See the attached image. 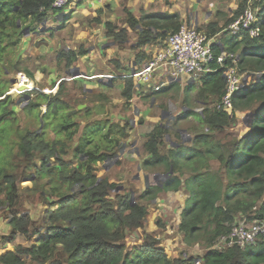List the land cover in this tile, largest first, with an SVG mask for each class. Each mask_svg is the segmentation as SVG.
<instances>
[{"label": "trees", "instance_id": "trees-1", "mask_svg": "<svg viewBox=\"0 0 264 264\" xmlns=\"http://www.w3.org/2000/svg\"><path fill=\"white\" fill-rule=\"evenodd\" d=\"M52 3L0 0V208L6 210L11 226L10 235L2 241L12 243L18 234L38 239L30 247L20 245L0 255V264H195V258L170 259L161 241L151 236H146L134 253L127 251L126 231L142 229L149 210L139 203L131 205L132 192L116 193V183L98 176V165L113 160L129 139L133 125L128 119L122 123L110 116L92 119L96 108H75L62 98L64 88L60 84L55 96L35 89L26 91L32 100L25 114L37 127H22L18 104L9 93L18 74L22 85L33 83L20 56L24 31L32 32L36 24L51 15ZM245 7L243 0L226 26ZM256 7L261 27L258 39L223 35L225 51L233 55L240 51L237 63L226 61L225 66H235L241 74L262 73L260 81L251 82L233 95V113L218 110L215 104L225 96L227 83L224 69L214 64L215 71L205 76L197 88L196 100L207 108L197 115L191 145L180 143L181 135L176 132L178 141L161 154L160 146L172 135L164 126L156 125L143 146L147 157L142 164L144 170L162 168L166 174L172 170L173 175L162 187L151 185L139 200L151 202L163 193L185 187L188 198L180 215L179 231L188 248L201 243L206 246L202 264H264V240L245 248L215 247L240 220L264 222V0ZM126 23L130 29L140 31L138 48L164 39L183 25L179 14L168 13L143 14L137 19L127 12ZM213 28L211 25L212 33L225 30ZM107 33L123 47L128 42L126 29L117 31L107 24ZM220 52L215 49V54ZM85 55V49L62 50L57 63L71 68ZM134 89L133 78H127L122 93L125 106L132 101ZM97 109L98 114L104 113L102 106ZM237 110H254L251 128L240 137L219 139L217 134L231 127ZM80 119L86 120L83 128ZM69 150L73 151L72 159L67 160ZM213 161L218 162L217 169L212 168ZM26 181L34 188H23ZM31 192L38 195L41 204L49 206L42 231L30 214L20 212Z\"/></svg>", "mask_w": 264, "mask_h": 264}, {"label": "rangeland", "instance_id": "rangeland-1", "mask_svg": "<svg viewBox=\"0 0 264 264\" xmlns=\"http://www.w3.org/2000/svg\"><path fill=\"white\" fill-rule=\"evenodd\" d=\"M165 1L167 5L173 6L177 3V0H160ZM198 1L199 8L202 13V18L205 20V26L198 27L196 22L194 21V14H192V10H190L189 17L187 18L184 23L185 24H192L196 26L199 30H208L211 25H218L222 24L223 20L226 19L225 16L228 15L229 4H231L233 0H195ZM188 5V3H187ZM236 5V3H235ZM237 8V5H236ZM41 24H36L35 30H37ZM34 30V31H35ZM211 35H215L211 33ZM80 49H85L84 46H77L74 51H79ZM67 51L68 49H63ZM59 54V53H58ZM58 56V55H57ZM57 56L55 61L57 62ZM23 60V59H22ZM24 62V61H23ZM76 64V63H75ZM74 64V65H75ZM73 65V66H74ZM23 67H26L28 70H32L33 65H31V61H25L23 63ZM50 69L56 73L52 78L58 76V78H66L68 76H72L73 67L67 68L65 64H60L57 66H51ZM46 71V70H45ZM21 74V73H20ZM19 75V74H18ZM18 75L15 78L14 87L24 86L20 83ZM253 73L248 74L246 76L252 77ZM33 78V76H32ZM34 80V79H33ZM35 81V80H34ZM157 85V80H154L151 85ZM167 84V83H166ZM184 86L188 85V82H184ZM55 82L53 84H49L43 80H39L36 84V81L33 85L31 83L29 85L30 90H40L41 92H49L55 86ZM154 85V87H155ZM146 86V85H143ZM184 86L181 84L179 87L176 85L168 92H163L158 95L157 100L153 104V109H145L142 114L143 116H136L134 110L131 108L132 106H125V102L123 104H115L112 103V100L115 96L107 95V94H95L93 91L83 93L76 84H72L69 82H63V94L62 98L67 100L74 106L78 108L80 106H88V108L95 109V114L92 119H100L102 117H108L113 119V121H117L118 123L123 122L122 115H125L126 120L130 119L129 121L133 125V129L130 133V137L125 142V146L118 151V155L120 152L122 154L116 159L110 160L105 163L107 169L101 166L98 170V176L100 178H107L110 182L116 183L119 187L120 191H117L118 194H123L124 192H132L134 194V201L135 203H139L143 206H146L149 210V216L144 223V227L139 230L133 231H126L127 239V251L134 253L135 250L140 249L144 244V240L146 236H151L153 238H157L161 241V246L165 250V253L170 259H181V260H189L190 258H195V264H202V257L206 253V246L203 243L195 245L194 247L188 248L185 246L183 241V235L179 231V219H180V208L182 204V200L186 197L185 194H182L181 191L179 193L174 192L173 194L163 193L159 195L156 200L151 202L139 200L140 194H142L144 182L140 178L141 175H144L146 172L149 174V182L151 185H158L164 183L161 179L155 180L154 176L156 174L165 175L166 173L162 168L159 169H151V170H144L142 168L143 161L146 157L144 153V142L146 141L147 133L150 132L154 125L162 124L165 128L170 130L171 133H179L182 136V139L179 140L180 143L185 142V145H191L192 133H194L197 126V116L198 114L202 113L203 109L207 108V105H204L201 102L192 100V107L191 110H194L196 115L188 116L187 115V108L183 104V88ZM193 86L197 89L200 86V83H195ZM145 87H142L141 91L144 90ZM12 89V90H13ZM150 89V88H149ZM58 91V90H57ZM150 90H147L145 93L142 92L141 95L137 96L140 97L141 101H135L136 104L140 106L144 104V107L152 106L150 103V99L146 97L149 96ZM195 90L192 88L188 91L185 96L192 98L195 96ZM57 93V92H56ZM55 93V95H56ZM24 94H27L26 91L20 94L22 97ZM194 94V95H193ZM28 95V94H27ZM52 94V96H55ZM145 95V96H143ZM30 96V95H29ZM102 97V98H99ZM16 100H20L17 98ZM32 100V96H30V100L27 102H18V114L22 119V127L29 128V129H36V123L31 121V119L27 118L25 114V109L28 107L30 101ZM191 100V99H190ZM114 101V100H113ZM104 106H103V105ZM106 104V105H105ZM104 107V113L98 114L97 107ZM87 108V107H85ZM85 108L82 107L81 110ZM43 113L46 111V107L43 106L42 108ZM256 109V108H255ZM254 109V110H255ZM155 110V112H154ZM253 110V111H254ZM253 111H236V119L232 123L231 127L226 128L224 133H218L217 136L219 139L224 140V138L230 140L231 137H240L244 135L247 130L249 129V124L251 123V117L253 115ZM233 113V112H232ZM111 114H114L115 117H111ZM148 115V119L145 118ZM184 115V117H183ZM82 120V121H81ZM79 121V120H78ZM82 128L86 122V120L80 119ZM81 128V129H82ZM53 136V135H52ZM79 135L75 138L73 146L76 145L78 141ZM171 141L177 142V139H172ZM225 141V140H224ZM167 142V143H166ZM164 144L163 151L167 150V145L169 141L166 140ZM172 147V145H171ZM72 150L67 152L66 159H72ZM74 165L76 162L73 160ZM138 168H141V175L138 171ZM106 172L104 175H102ZM102 175V176H101ZM116 176V177H115ZM139 176V178H137ZM43 184V181L41 182ZM23 188L32 187L34 186L26 181L23 184ZM150 185V186H151ZM28 202L25 204V207L20 210L22 214H30L32 219L36 221L37 226H39L40 231L42 228L46 226V214L49 209V206H44L41 204L40 200L38 199V195L35 193H28ZM2 211V217L0 218V235L2 236H9L11 233V226L7 224L9 220L5 215V209L0 208ZM8 215V214H7ZM165 219L167 221H165ZM37 236L32 235L31 239L26 238L24 235H17L14 238L13 244H18L24 247H30L33 244L37 243ZM10 248V247H7ZM2 251L8 250L5 249L4 244L0 247Z\"/></svg>", "mask_w": 264, "mask_h": 264}, {"label": "crops", "instance_id": "crops-1", "mask_svg": "<svg viewBox=\"0 0 264 264\" xmlns=\"http://www.w3.org/2000/svg\"><path fill=\"white\" fill-rule=\"evenodd\" d=\"M242 2L243 0H233L231 4H234V6L229 4L228 15L225 16V18H227L222 19L223 23L221 25H215L213 29L215 30L216 28L223 27L226 29L230 24H232L233 22L226 26L229 20L235 18L236 10ZM190 10H192L191 13L194 14V21L196 22V25L198 27L205 26L206 22L202 18L203 15L199 8L198 1L195 0H177V3L173 6H169L165 1L160 0H81L76 5L68 7L58 15L47 16L41 23V27L35 31L33 30L30 32L28 37L24 38L20 56L24 62L31 61V65H33L32 70H29L33 76V78H29L33 82V85L35 81L37 84L39 80H43L50 85L55 82L56 85L52 91L48 92L53 95L57 92L60 84H63V82L66 81L76 84V86L79 87L83 93L93 91L95 94L116 95L115 98L112 97L114 100H112V103H114V105L123 104L125 99L123 98L122 93L126 86V79L131 77L133 78L135 89L133 99L129 106H132L131 108L134 110L136 116H143L142 112L145 109H153V104L157 100L158 95L163 92L170 91L176 85L179 87L181 84L183 86L185 84H183L184 82H177V80H175L173 82L163 84V86L157 90L156 88L162 84L161 79L168 71L166 66H161L155 72L151 81L147 84H143L146 86L138 83V73L142 71L147 63L160 52L169 34H167L164 39H158L151 44L138 48V34L140 31L138 29L132 30L128 27L126 23L127 12L131 13L137 19H139L143 14H179L183 24H185L184 21L187 18H190ZM107 24L112 25L117 31L122 29L127 30L128 42L124 47L121 46L120 43H117L114 38L108 36ZM202 32L206 33L210 37V44L214 52L215 49H220V54H230L225 51L227 47L224 43V35L222 34L223 31L213 33L215 35H211L212 31L208 28L207 31L202 30ZM80 45L84 46L86 55L81 57L73 66L72 76L58 79V76H55V78H52L56 73H54L50 67L57 66L55 58L58 53L64 48L74 51L75 48ZM132 47H134V49H132ZM239 53L240 51L234 55L237 60L239 59ZM23 74L25 75V73ZM154 80H157V85L154 84L155 87L154 85H151ZM251 82L252 81L249 82V85ZM142 87L145 88L141 91ZM192 88H194V94H196L193 98L192 96L187 98L185 94ZM147 90H150V95L147 96V94L146 97L150 99L152 106L144 107V104L141 106L136 104L135 101H141L140 97L137 98V96L141 95L142 92L145 93ZM183 92V104L188 107L187 112L191 113L188 116L196 115L197 113L190 108L192 107L191 101H197V89L193 85L188 84L184 86ZM82 107L88 108V106H80L79 109L81 110ZM111 117H115L114 114H111ZM125 117V115H122V120L126 119ZM145 118L148 119V115ZM253 120L254 115L251 117L249 129L251 128ZM114 122L117 121L114 120ZM79 123H81L80 120ZM171 135L172 136L169 134L163 145L160 146L161 154L167 153L174 146V141L171 140L177 138L175 133H171ZM166 140L169 141V144L167 145V150L163 151ZM183 144H185V142H183ZM146 158L147 157H145L144 160H146ZM104 165L105 163L103 165H98V169ZM211 166L212 168L217 169L219 164L218 162L213 161L211 162ZM104 168L107 169L106 166L103 167V170ZM105 173L106 172L102 175ZM118 188L116 192L120 191ZM179 191L186 196L188 195L184 186L181 187ZM0 218H3L1 209ZM165 221L167 220L165 219ZM6 223L8 224V222ZM19 235L21 236L22 234H18V236ZM4 237L6 236L0 235V247L4 244L2 241ZM4 246L5 249L8 250L2 251V249H0V255L12 252L20 245H14L12 242L6 243Z\"/></svg>", "mask_w": 264, "mask_h": 264}, {"label": "built area", "instance_id": "built-area-1", "mask_svg": "<svg viewBox=\"0 0 264 264\" xmlns=\"http://www.w3.org/2000/svg\"><path fill=\"white\" fill-rule=\"evenodd\" d=\"M80 1L53 0L50 14L58 15ZM260 2L261 0H246V7L242 13L223 30L222 34L236 37L246 35L252 40L258 39L261 35V27L258 18L259 9L256 4ZM210 43L211 39L206 33L192 24H183L178 31L168 35L160 52L138 73V83L147 84L161 66H166L168 71L161 79L162 84L156 88L157 90L163 84L173 82L183 76L190 77L194 83H200L205 76L215 71L213 65L217 64L224 69L223 76L227 87L225 96L215 104V108L231 114L234 110L232 97L244 87L247 74H241L235 66L226 67V61L236 64L238 60L233 54H215ZM261 76L262 73H253L252 77L249 76L248 84L250 81H258ZM262 240H264V222L243 219L231 228L227 236L220 238L215 247L222 250L233 246L245 248Z\"/></svg>", "mask_w": 264, "mask_h": 264}, {"label": "water", "instance_id": "water-1", "mask_svg": "<svg viewBox=\"0 0 264 264\" xmlns=\"http://www.w3.org/2000/svg\"><path fill=\"white\" fill-rule=\"evenodd\" d=\"M24 35L25 37H28L30 35V31L27 29L24 31ZM248 79H249V76H247L245 79H244V87L247 86L248 84ZM258 81H260V78L258 79ZM177 82H188L189 84L193 85L194 84V81L188 77V76H183L182 78L178 79ZM243 87V88H244ZM29 88L26 87V86H20V87H15L10 93L9 95H11L13 97V99L17 102H27L30 100V96L27 95V94H24L22 97H20V94L21 93H24L25 91H27ZM17 98H20V100H16ZM125 146V143H123L119 150H121L123 147ZM122 154V152H120V155ZM120 155H116L115 158L117 159ZM114 158V159H115ZM110 161V160H109ZM138 171L141 175V168H138ZM173 175V171L171 170L168 174H165V175H160V174H156L154 176V179L155 180H158V179H161L165 182L170 176ZM142 177H140L143 182H144V187H143V191H145L147 188L150 187V182H149V174L146 172L144 175H141ZM137 178H139V176H137ZM158 186L162 187V184H158ZM174 192H168V195L169 194H173ZM176 193H179V192H176ZM188 198V195L182 200V204H181V208H180V212L182 213L184 207H185V202H186V199ZM131 205H135V201H134V194L132 193V197H131ZM181 215V214H180Z\"/></svg>", "mask_w": 264, "mask_h": 264}, {"label": "clouds", "instance_id": "clouds-1", "mask_svg": "<svg viewBox=\"0 0 264 264\" xmlns=\"http://www.w3.org/2000/svg\"><path fill=\"white\" fill-rule=\"evenodd\" d=\"M195 84V83H194ZM249 85V84H248ZM28 90H30V88L28 89Z\"/></svg>", "mask_w": 264, "mask_h": 264}]
</instances>
